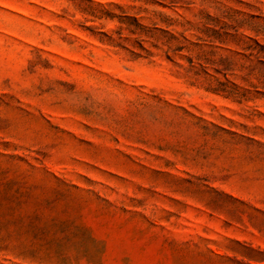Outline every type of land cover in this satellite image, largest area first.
Listing matches in <instances>:
<instances>
[{
    "label": "rangeland",
    "instance_id": "1",
    "mask_svg": "<svg viewBox=\"0 0 264 264\" xmlns=\"http://www.w3.org/2000/svg\"><path fill=\"white\" fill-rule=\"evenodd\" d=\"M0 264H264V0H0Z\"/></svg>",
    "mask_w": 264,
    "mask_h": 264
}]
</instances>
